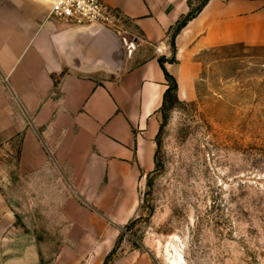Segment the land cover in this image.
Listing matches in <instances>:
<instances>
[{
	"label": "crops",
	"instance_id": "0c3cea01",
	"mask_svg": "<svg viewBox=\"0 0 264 264\" xmlns=\"http://www.w3.org/2000/svg\"><path fill=\"white\" fill-rule=\"evenodd\" d=\"M101 1L116 21L100 35L50 0L0 4V264H157L118 241L156 166L166 72L190 101L201 55L264 47V0H209L162 67L192 0Z\"/></svg>",
	"mask_w": 264,
	"mask_h": 264
},
{
	"label": "rangeland",
	"instance_id": "374dc122",
	"mask_svg": "<svg viewBox=\"0 0 264 264\" xmlns=\"http://www.w3.org/2000/svg\"><path fill=\"white\" fill-rule=\"evenodd\" d=\"M199 61L192 100L161 113L158 165L118 246L143 248L157 264H172L170 242L178 264H264V47L227 46Z\"/></svg>",
	"mask_w": 264,
	"mask_h": 264
},
{
	"label": "built area",
	"instance_id": "2783aa9c",
	"mask_svg": "<svg viewBox=\"0 0 264 264\" xmlns=\"http://www.w3.org/2000/svg\"><path fill=\"white\" fill-rule=\"evenodd\" d=\"M49 18L75 26H115L116 18L101 0H50Z\"/></svg>",
	"mask_w": 264,
	"mask_h": 264
},
{
	"label": "trees",
	"instance_id": "16d2710c",
	"mask_svg": "<svg viewBox=\"0 0 264 264\" xmlns=\"http://www.w3.org/2000/svg\"><path fill=\"white\" fill-rule=\"evenodd\" d=\"M209 0H202V2L200 3V5L197 7V8H193L192 11L190 12V14L178 25V27L176 28V30L173 32L172 34V46H173V49H174V53H173V56L171 59H165V58H161L160 59V64L162 65V67H164V64L166 62H175V50H176V47H175V39H176V36L177 34L181 31V29L183 27H185L187 25V23L195 18L203 9L204 7L207 5ZM166 79H167V82H168V89L166 90V93H165V96H164V104H163V107H162V114L164 115L165 112L172 108L176 103H179V99H178V83H177V80L171 76L170 74H168L166 72ZM157 145L159 146V143L157 142ZM157 164V162H156ZM158 165V164H157ZM113 253H111L112 255ZM108 256L106 261H105V264H107L109 258L111 257Z\"/></svg>",
	"mask_w": 264,
	"mask_h": 264
},
{
	"label": "bare ground",
	"instance_id": "6f19581e",
	"mask_svg": "<svg viewBox=\"0 0 264 264\" xmlns=\"http://www.w3.org/2000/svg\"><path fill=\"white\" fill-rule=\"evenodd\" d=\"M172 239H176V238L173 237ZM171 248L174 250L175 254L171 251ZM166 250L168 252V256H170L169 261L172 264H178L179 261L180 262H185L184 257L182 256V254L177 251V245L176 244L170 242V244L167 246V249ZM166 250H165V252H166Z\"/></svg>",
	"mask_w": 264,
	"mask_h": 264
},
{
	"label": "water",
	"instance_id": "95a60500",
	"mask_svg": "<svg viewBox=\"0 0 264 264\" xmlns=\"http://www.w3.org/2000/svg\"><path fill=\"white\" fill-rule=\"evenodd\" d=\"M86 30L91 35H100V34H102L104 32H109V30L107 28L99 26V25L89 26ZM121 50H122V47L120 46L118 52H120ZM116 65L119 68L121 66V63L118 61L116 63Z\"/></svg>",
	"mask_w": 264,
	"mask_h": 264
}]
</instances>
